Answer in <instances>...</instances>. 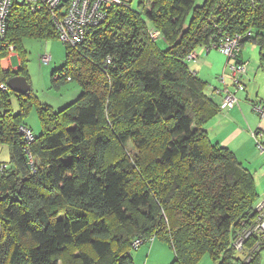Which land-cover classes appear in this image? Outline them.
Listing matches in <instances>:
<instances>
[{
    "label": "trees",
    "instance_id": "16d2710c",
    "mask_svg": "<svg viewBox=\"0 0 264 264\" xmlns=\"http://www.w3.org/2000/svg\"><path fill=\"white\" fill-rule=\"evenodd\" d=\"M197 1L116 6L80 44L64 43L52 82L82 94L58 111L33 92L0 90V144L11 154L0 170V264H134V243L151 238L174 250L173 264H262L261 236L234 249L262 195L234 152L211 142L205 126L222 108L186 58L218 29L243 36L242 47L254 35L264 44V0ZM8 24L17 51L25 38L59 40L45 9L16 5ZM20 62L0 80L29 81ZM34 108L39 134L24 123Z\"/></svg>",
    "mask_w": 264,
    "mask_h": 264
},
{
    "label": "crops",
    "instance_id": "0c3cea01",
    "mask_svg": "<svg viewBox=\"0 0 264 264\" xmlns=\"http://www.w3.org/2000/svg\"><path fill=\"white\" fill-rule=\"evenodd\" d=\"M255 46L260 49V57L255 58L254 53L256 51L253 48ZM239 54V58L248 63L246 75L241 78L246 89L237 94L238 104L232 109H222L215 118L206 124L205 130H207L211 142L227 147L234 152L241 163L254 174L256 182H259L262 189H264V158L258 151L255 140L257 136H260V140L263 141L264 145V117H259L252 109L253 102L264 101V44H259L256 35H254V39L245 41ZM196 55L195 60L188 62L189 69L208 83L205 93L217 101L218 105L222 104L225 89L229 91L233 89L232 81L229 78L225 81L226 85L219 80V77L224 73L228 58L219 51L208 50L204 46L196 50ZM14 58H17V56L5 53L0 61V70L3 72L10 70L16 72L21 62H17L16 68L12 67L10 63L11 59ZM28 83L31 88L30 76ZM69 87L71 86L68 85L66 90ZM63 88L62 86L59 91ZM32 90L31 88L30 93ZM217 90L222 92V97L216 95L215 91ZM79 93V89L74 88L72 95L76 97ZM68 104H65V106ZM260 194L263 195L264 190ZM174 254V250L168 244L157 239H154L153 242H146L131 252L134 264H173ZM203 264L212 263L205 261Z\"/></svg>",
    "mask_w": 264,
    "mask_h": 264
},
{
    "label": "built area",
    "instance_id": "2783aa9c",
    "mask_svg": "<svg viewBox=\"0 0 264 264\" xmlns=\"http://www.w3.org/2000/svg\"><path fill=\"white\" fill-rule=\"evenodd\" d=\"M18 4H26L33 10L45 9L49 12L55 23L54 25H56L59 40L71 47H75L84 41L94 28L102 25L108 19L112 8L121 5L128 6L129 2L128 0H67V2L64 0H0V61L5 53L10 55L16 52L14 43L8 39L7 26L9 25L8 22L12 9ZM217 31L218 33L213 36L214 41L208 50L219 51L228 58L224 73L219 77V80L226 85L225 81L229 78L232 81L234 91L225 89L223 97L220 90L215 92L216 95L222 97L221 108L232 109L238 104L237 94L246 89L241 78L246 75L248 63L239 58V53L242 50L241 41H243L244 37L239 34H224L221 29ZM150 34L153 41H158L162 38L161 33L157 30H152ZM196 58L197 55L194 52L188 55L186 60L187 62H191ZM40 59V63L48 65L52 61V56L50 54H43ZM8 88L7 81L3 82L0 80V90L7 91L9 90ZM252 109L259 117H264V101L253 102ZM19 132L28 146L35 141L34 133L30 128L21 126ZM255 140L258 151L264 158L263 141L260 140V136H257ZM6 168L7 165H0L1 171ZM255 235L261 236V239L264 240V194L255 206L250 228L241 233L238 239H236L234 249L237 252L243 251L246 241ZM149 241L153 242L154 238L147 241L138 240L134 243V248L138 249ZM257 248L258 246L252 250L255 251Z\"/></svg>",
    "mask_w": 264,
    "mask_h": 264
},
{
    "label": "rangeland",
    "instance_id": "374dc122",
    "mask_svg": "<svg viewBox=\"0 0 264 264\" xmlns=\"http://www.w3.org/2000/svg\"><path fill=\"white\" fill-rule=\"evenodd\" d=\"M204 1L205 0H198L196 3L197 7L200 6V4L203 5ZM128 2L133 9H138L142 0H128ZM66 48L67 46L60 40L47 41L25 38L22 41V49L20 50L21 52L17 50L16 52H13L12 54L17 56V58L11 59L10 63L12 67L16 68V66L18 65L17 62L21 61V58L26 61V66H28L27 69L29 72L28 76H30L31 88L33 89L32 92L37 95V100H39L43 105L53 106V109L55 111L66 107L67 105L65 106V104H70V102L72 103L82 94L81 89L78 86H75L77 85L76 83L68 84L71 87H69L67 90L66 87L68 85L63 86L64 88L59 91L56 87H54V84L52 82V74L58 70H62L66 65ZM253 48H255L256 51L254 53L255 58L260 57V49L257 46ZM43 54H50L52 56V61L50 64L47 65L44 63H40V58ZM74 88H78L80 91L79 95L76 97H73L72 95L74 92ZM232 91H234V89H232ZM17 99L18 97H16L15 94L10 95V101L12 102L15 114H17L20 105ZM36 111L37 110L35 108L33 110L31 109L28 116H25L26 118H24V123L31 127L36 134H39L42 130V126L40 125L41 122ZM8 149L9 148L6 144H0V165L6 164L8 167H10L11 154L10 150ZM256 183V189H258V192L261 193L264 189H262L259 182ZM205 261L214 264L209 256L205 257L202 260L201 264L205 263ZM261 263L264 264V251L262 252ZM106 264H111V262L108 261Z\"/></svg>",
    "mask_w": 264,
    "mask_h": 264
},
{
    "label": "water",
    "instance_id": "95a60500",
    "mask_svg": "<svg viewBox=\"0 0 264 264\" xmlns=\"http://www.w3.org/2000/svg\"><path fill=\"white\" fill-rule=\"evenodd\" d=\"M8 89L16 95H27L30 91V84L23 76L14 75L7 80Z\"/></svg>",
    "mask_w": 264,
    "mask_h": 264
}]
</instances>
